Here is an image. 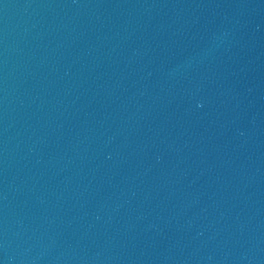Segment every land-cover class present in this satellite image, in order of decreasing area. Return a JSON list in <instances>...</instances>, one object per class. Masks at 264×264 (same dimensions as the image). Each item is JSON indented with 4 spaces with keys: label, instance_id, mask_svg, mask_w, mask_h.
Listing matches in <instances>:
<instances>
[{
    "label": "water",
    "instance_id": "obj_1",
    "mask_svg": "<svg viewBox=\"0 0 264 264\" xmlns=\"http://www.w3.org/2000/svg\"><path fill=\"white\" fill-rule=\"evenodd\" d=\"M2 264H264V0H0Z\"/></svg>",
    "mask_w": 264,
    "mask_h": 264
},
{
    "label": "snow or ice",
    "instance_id": "obj_2",
    "mask_svg": "<svg viewBox=\"0 0 264 264\" xmlns=\"http://www.w3.org/2000/svg\"><path fill=\"white\" fill-rule=\"evenodd\" d=\"M0 264H2V262H0Z\"/></svg>",
    "mask_w": 264,
    "mask_h": 264
}]
</instances>
